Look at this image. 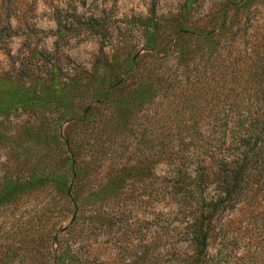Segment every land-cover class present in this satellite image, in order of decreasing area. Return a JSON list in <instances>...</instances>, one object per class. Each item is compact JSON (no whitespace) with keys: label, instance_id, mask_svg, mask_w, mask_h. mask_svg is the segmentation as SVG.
I'll list each match as a JSON object with an SVG mask.
<instances>
[{"label":"rangeland","instance_id":"obj_1","mask_svg":"<svg viewBox=\"0 0 264 264\" xmlns=\"http://www.w3.org/2000/svg\"><path fill=\"white\" fill-rule=\"evenodd\" d=\"M185 1L0 0V98L22 81L39 87L52 71L59 74L61 95L74 86L80 90L101 45L107 53L121 57L146 54L143 17L152 6L158 16L168 17ZM225 1L197 0L191 4L190 16L202 19ZM228 27L225 37L235 41L227 40L223 50L209 40H180L175 46L171 40L158 54L161 59H142L136 76L111 91L101 111L94 108L80 134L88 142L85 151L96 168L116 166L125 158L132 161L134 149L140 153L159 150L168 136L175 149L187 147L196 132L193 125L184 128L182 122L195 117L196 91L192 83L182 81V72L191 81L197 71L217 72L228 63L234 71L245 59L243 49L247 52L258 44L264 52V5L250 13L229 12ZM97 82L99 88L102 81ZM78 105L75 114L86 115L90 105ZM41 111L11 109L0 114V177L19 174L20 163H39L37 156L52 151L47 136L35 128L43 116L48 117L47 109ZM100 112L108 113L103 122H97ZM112 113L115 125L107 119ZM149 165L148 170H126L116 178H106L99 171L92 175L101 185L96 195L100 214L95 216L93 230H87L95 264H185L191 255L187 213L169 186L174 166L157 159ZM254 174L249 173L231 204L212 215L205 264H264V176ZM50 201L44 192L0 206V264L36 262L37 229L58 223V210ZM44 202H49L47 211H43ZM116 210L117 214L111 213ZM41 213V222L48 218L45 225L38 221Z\"/></svg>","mask_w":264,"mask_h":264},{"label":"trees","instance_id":"obj_2","mask_svg":"<svg viewBox=\"0 0 264 264\" xmlns=\"http://www.w3.org/2000/svg\"><path fill=\"white\" fill-rule=\"evenodd\" d=\"M195 1L186 0L168 17L158 16L152 6L143 17L147 30L146 54L121 57L107 53L101 45L80 90L74 86L61 95L59 74L52 71L39 87H30L22 81L12 85L0 98V114L11 109H28L34 113L48 110V117L43 116L35 128L47 136V141L54 146L52 151L37 156L40 162L31 166L27 162L20 163L21 173H5L0 177V206L23 196L46 192L50 195V203L58 210L57 226L55 222L36 231L38 258L34 264H95L87 230H93L95 216L101 209L96 198L101 185L92 179L97 171L106 178H116L126 170H148L155 159L174 166L169 186L178 194V204L187 213L186 233L191 246V255L185 264H205L212 215L232 203L249 173L264 176V52L258 50L262 47L258 44L247 52L242 50L245 59L234 68L237 71L228 63L217 72L197 71L191 81L184 78L188 73L182 72V81L192 83L196 91L195 117L182 122L184 128L193 125L196 132L187 147L175 149L170 142L172 137L168 136L159 150L140 153L134 149V160L125 158L116 166H99V169L85 151L88 142H84L80 128L88 127L94 108L101 111L111 91L136 76L142 59L145 61L148 56L161 59L158 54L171 40L174 46L180 40L193 43L209 40L223 50L227 40H231L225 37L230 30L228 13H250L255 7L264 5V0H226L215 11L206 12L202 19L192 20L191 4ZM234 41L231 40V44ZM212 59L214 57L206 62ZM101 72L104 80L100 78ZM97 81H102L99 88L94 84ZM84 103L90 105L88 113L76 115L78 104ZM98 114L97 122H103L108 115ZM107 119L109 125H115L113 113ZM93 128L94 125L90 129ZM48 204L44 202L43 211H47ZM42 216L43 213L38 215V221L45 225L48 218L43 217L45 222H41ZM148 252L149 248L145 254ZM43 256L48 258L42 259Z\"/></svg>","mask_w":264,"mask_h":264}]
</instances>
